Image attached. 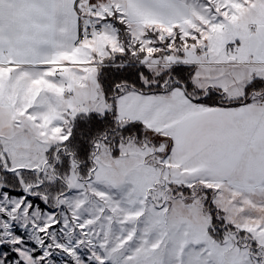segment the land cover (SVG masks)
Instances as JSON below:
<instances>
[{"label":"snow or ice","instance_id":"1","mask_svg":"<svg viewBox=\"0 0 264 264\" xmlns=\"http://www.w3.org/2000/svg\"><path fill=\"white\" fill-rule=\"evenodd\" d=\"M0 264H264V0H0Z\"/></svg>","mask_w":264,"mask_h":264}]
</instances>
